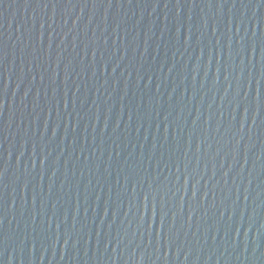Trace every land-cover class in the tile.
Returning <instances> with one entry per match:
<instances>
[{
	"label": "water",
	"instance_id": "water-1",
	"mask_svg": "<svg viewBox=\"0 0 264 264\" xmlns=\"http://www.w3.org/2000/svg\"><path fill=\"white\" fill-rule=\"evenodd\" d=\"M0 264H264V0H0Z\"/></svg>",
	"mask_w": 264,
	"mask_h": 264
}]
</instances>
